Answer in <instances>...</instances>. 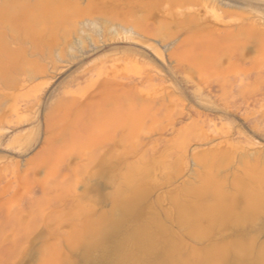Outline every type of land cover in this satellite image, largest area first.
<instances>
[{"label":"rangeland","instance_id":"1","mask_svg":"<svg viewBox=\"0 0 264 264\" xmlns=\"http://www.w3.org/2000/svg\"><path fill=\"white\" fill-rule=\"evenodd\" d=\"M260 253L264 0H0V264Z\"/></svg>","mask_w":264,"mask_h":264},{"label":"bare ground","instance_id":"2","mask_svg":"<svg viewBox=\"0 0 264 264\" xmlns=\"http://www.w3.org/2000/svg\"><path fill=\"white\" fill-rule=\"evenodd\" d=\"M138 29H139V27L137 26V25H135V24H133L132 22L131 23H128V24H126V26H125V28H124V30L127 32H130L132 35H128V36H125V37H127V38H130V39H139L140 37H138V35L139 34H141V32H139L138 31ZM142 29V28H141ZM145 32V31H144ZM145 34V33H144ZM142 35H143V33H142ZM146 36V35H145ZM130 49V48H129ZM153 49H155L154 47H153ZM131 50V49H130ZM134 51H137V50H134ZM155 51H157L158 52V50H156L155 49ZM137 53H139L138 51H137ZM142 54V53H141ZM140 54V55H141ZM170 55V54H169ZM169 57V56H168ZM171 57V56H170ZM116 58V57H115ZM197 62V61H196ZM185 63V62H184ZM199 64V63H198ZM116 65H119V64H116ZM196 65V64H195ZM193 66V65H192ZM180 68V67H179ZM198 68V67H197ZM157 70V69H156ZM114 71V70H113ZM145 71H147V69L145 70ZM141 72V71H140ZM140 72H138V71H131V73H128V74H126V72H125V74L124 75H119V74H113V73H115V72H108V71H105L104 72V75H103V77L101 78V80H100V82L103 84V83H106V82H108V81H112L114 84L115 83H118V82H120V80H116V78H121V79H126V81H128L129 83H132L133 84V86L132 87H134V85H136L137 83V81H139V79L141 78V73ZM148 72V71H147ZM124 73V72H123ZM146 73V72H145ZM144 73V74H145ZM149 73V72H148ZM98 74H97V78H98ZM144 76V75H143ZM88 78V77H87ZM115 79V80H114ZM148 79V78H147ZM167 79V78H166ZM158 80V79H157ZM161 80V79H160ZM125 81V83H127ZM142 81H144V80H142ZM99 82V83H100ZM98 83V84H99ZM107 84V83H106ZM99 85H101V84H99ZM127 85H128V83H127ZM129 85H131V84H129ZM137 86H138V84H137ZM162 86H163V84H162ZM173 86V85H172ZM123 87V86H122ZM137 88V87H136ZM161 88H163V87H161ZM168 88V87H167ZM170 88V87H169ZM166 89V88H165ZM91 92H93V91H91ZM94 93V92H93ZM139 94V96H140V93H138ZM138 94H137V96H138ZM143 94V93H142ZM103 95V94H102ZM88 96V95H87ZM139 96H138V98H139ZM141 97H143V96H141ZM145 97V96H144ZM143 97V98H144ZM160 97V96H159ZM163 97V96H162ZM72 98V97H71ZM148 98V97H147ZM73 99V98H72ZM85 99V98H84ZM87 99V98H86ZM145 99H146V97H145ZM157 99H160V98H157ZM117 100V99H116ZM121 100H122V98H121ZM130 100V99H129ZM144 100V99H143ZM163 100V99H162ZM76 101V100H75ZM127 101V100H126ZM146 102V101H145ZM157 102H159V101H157ZM138 103V102H137ZM111 104V103H110ZM125 104V103H124ZM132 104V103H131ZM139 104H141V103H139ZM103 105V104H102ZM117 105V104H116ZM143 105V104H142ZM126 106V105H125ZM140 106V105H139ZM128 108V107H127ZM112 109V108H111ZM115 109V108H114ZM127 110V109H126ZM115 111V110H114ZM135 113V112H134ZM194 114V113H193ZM117 115V114H116ZM196 117V116H195ZM198 117V116H197ZM201 117V116H200ZM125 119V118H124ZM126 122V121H125ZM201 122V121H200ZM207 122V121H206ZM208 123V122H207ZM125 124V123H124ZM202 126V125H201ZM202 128V127H201ZM207 128V127H206ZM200 130V129H199ZM204 130V129H203ZM206 130V129H205ZM204 130V131H205ZM203 132V131H202ZM205 134H207L206 132H205ZM209 134V133H208ZM210 135V134H209ZM247 189V188H246ZM241 190V189H240ZM244 190V189H243ZM242 191V190H241ZM245 191V190H244ZM250 191V190H249ZM248 191V192H249ZM254 192V191H253ZM242 193V192H241ZM246 193V192H245ZM250 193H252V192H250ZM252 194H254V193H252ZM135 197V196H134ZM244 198H246L245 196H244ZM133 196H132V201H133ZM247 199V198H246ZM250 199V198H249ZM248 199V200H249ZM129 202V201H128ZM133 203V202H132ZM131 203V204H132ZM128 204H130V203H128ZM130 204V205H131ZM127 209V208H126ZM127 212H130L131 211V207H129L127 210H126ZM183 220V219H182ZM142 237H143V239H144V241H145V243H147V244H149V245H151L152 246V244H153V241H155L154 240V238L156 237V235L154 234V233H151V232H149V233H144L143 235H142ZM165 251H167V249H165ZM257 261L258 262H264V254H259L258 255V257H257ZM160 264H176L175 262H173V261H169V262H162V263H160ZM202 264V263H201Z\"/></svg>","mask_w":264,"mask_h":264}]
</instances>
